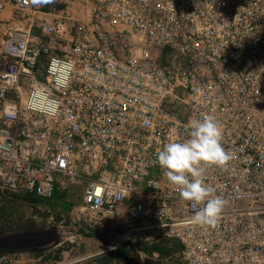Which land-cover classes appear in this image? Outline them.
<instances>
[{
  "label": "built area",
  "instance_id": "obj_1",
  "mask_svg": "<svg viewBox=\"0 0 264 264\" xmlns=\"http://www.w3.org/2000/svg\"><path fill=\"white\" fill-rule=\"evenodd\" d=\"M0 0V185L81 211L110 250L174 240L186 264H264V0ZM26 30H24V28ZM73 66L58 87L50 67ZM58 101L54 116L32 94ZM212 114L234 158L205 181L227 200L214 227L163 175L157 150ZM98 228V227H97Z\"/></svg>",
  "mask_w": 264,
  "mask_h": 264
},
{
  "label": "rangeland",
  "instance_id": "obj_2",
  "mask_svg": "<svg viewBox=\"0 0 264 264\" xmlns=\"http://www.w3.org/2000/svg\"><path fill=\"white\" fill-rule=\"evenodd\" d=\"M43 8L54 13L60 5ZM79 179V186L64 180L53 199L38 203L0 185V264H186L174 240L130 242L129 263L122 261L121 247L110 250L112 232L92 227L81 211L85 183Z\"/></svg>",
  "mask_w": 264,
  "mask_h": 264
},
{
  "label": "clouds",
  "instance_id": "obj_3",
  "mask_svg": "<svg viewBox=\"0 0 264 264\" xmlns=\"http://www.w3.org/2000/svg\"><path fill=\"white\" fill-rule=\"evenodd\" d=\"M34 6L54 3L55 0H26ZM73 66L70 62L57 59L50 72L58 87H67L70 83ZM30 107L34 111L54 116L59 103L44 93L34 92L30 98ZM188 138L183 141L166 143L157 150L156 163L163 169L168 182L178 190L183 201L190 202L194 210L192 223L200 227H214L228 203L216 194V189L205 181L207 168L216 166L225 168L234 158L222 144L223 130L218 119L207 114L192 119L188 123Z\"/></svg>",
  "mask_w": 264,
  "mask_h": 264
},
{
  "label": "trees",
  "instance_id": "obj_4",
  "mask_svg": "<svg viewBox=\"0 0 264 264\" xmlns=\"http://www.w3.org/2000/svg\"><path fill=\"white\" fill-rule=\"evenodd\" d=\"M55 195H56V193H55ZM27 198L29 200L35 202V203H38L41 201V199L35 198L33 196H27ZM130 244L131 243H127V244L123 245L118 251V255L121 256V260L126 261L127 263H129L128 256H127V248L130 246ZM178 245H179L180 250H182V245L179 243H178Z\"/></svg>",
  "mask_w": 264,
  "mask_h": 264
},
{
  "label": "crops",
  "instance_id": "obj_5",
  "mask_svg": "<svg viewBox=\"0 0 264 264\" xmlns=\"http://www.w3.org/2000/svg\"><path fill=\"white\" fill-rule=\"evenodd\" d=\"M11 13L12 11L9 9L6 12H3L2 14H0V19L4 18L6 20H9L11 17Z\"/></svg>",
  "mask_w": 264,
  "mask_h": 264
}]
</instances>
